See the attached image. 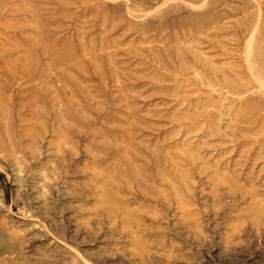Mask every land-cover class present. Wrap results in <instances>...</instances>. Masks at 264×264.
Listing matches in <instances>:
<instances>
[{
  "label": "rangeland",
  "instance_id": "1",
  "mask_svg": "<svg viewBox=\"0 0 264 264\" xmlns=\"http://www.w3.org/2000/svg\"><path fill=\"white\" fill-rule=\"evenodd\" d=\"M0 264H264V0H0Z\"/></svg>",
  "mask_w": 264,
  "mask_h": 264
}]
</instances>
